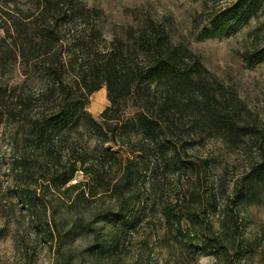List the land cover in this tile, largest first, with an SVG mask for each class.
<instances>
[{"label":"rangeland","instance_id":"1","mask_svg":"<svg viewBox=\"0 0 264 264\" xmlns=\"http://www.w3.org/2000/svg\"><path fill=\"white\" fill-rule=\"evenodd\" d=\"M17 1L3 7L11 18L35 13L34 0ZM82 1L100 10L98 26L103 38L97 42L102 49L114 37L126 40L128 27L144 18L164 24L171 39L198 55L204 68L225 89V96L234 99L239 124L245 130L236 144L207 133L201 137L192 132L184 135V141L191 144L177 148L183 160L193 163L194 170L174 168L165 174L160 172L156 179L146 176L139 182L138 198L129 203L130 213L137 214L139 221L119 237L116 248L100 253L118 233L117 227L102 220L105 213L118 210L122 204L111 187L119 179L121 163L129 151L141 146L137 145L140 136L128 139L120 134L103 144L89 130L73 132L62 138L57 162L42 158L39 149L26 148L27 120L43 110L38 96L47 82L27 69L22 57L15 60L8 52L5 47L16 41L15 36L9 35L0 21V54L7 53L2 54L7 57L5 65L0 63V86L10 95L5 107L0 99V264H223L224 256L214 259L178 234L177 228L183 233L191 229L192 222L201 225L207 237L217 238L229 255L236 247L247 248L242 264H264V184L242 204L232 202L234 189L264 154V62L250 69L243 60L264 45V5L234 35L197 41L195 27L207 23L234 0ZM66 80L70 82V77ZM19 97L30 101L29 108L17 115L20 105L16 104V111L8 113ZM108 103L103 86L90 95L86 109L100 121L99 115ZM135 111L133 99H129L124 117H131ZM189 123L185 119L187 129ZM101 145L115 151L116 162L103 157ZM74 150L85 153L86 163L76 162L79 169L68 185L80 183V189L56 188L45 179L55 167L68 170L75 160ZM157 161L159 165L161 160ZM21 192L35 197L37 207L26 208ZM166 207L182 211L179 226L166 223ZM47 229L54 239H49Z\"/></svg>","mask_w":264,"mask_h":264},{"label":"trees","instance_id":"2","mask_svg":"<svg viewBox=\"0 0 264 264\" xmlns=\"http://www.w3.org/2000/svg\"><path fill=\"white\" fill-rule=\"evenodd\" d=\"M17 2L0 0V21L16 40L5 48L10 49L8 52L13 53L15 60L22 57L25 67L47 82L38 96L44 108L34 119L27 120V145L24 146L39 149L43 152L42 158L57 162L62 138L73 132L89 130L103 144L120 134L128 139L132 135L134 139L140 136L137 145L141 146L129 151V156L121 163V175L111 187L122 204L118 210L102 217L117 227L118 232L112 244L100 249V253L108 252L117 247L119 237L131 224L139 221L137 214L130 213L129 206L130 199L138 198L139 182L146 176L156 179L160 172L165 174L174 168L184 172L194 170L193 163L183 160L177 148V145L191 144L184 141V135L192 132L201 137L207 133L232 144L240 140L245 127L239 124L237 105L233 98L225 96V89L204 68L200 57L188 46L174 42L167 27L150 17L128 27L126 40L114 37L109 46L102 49L97 42L103 38L98 26L99 9L87 6L82 0H34L33 15L11 18L3 7ZM263 5L264 0H234L207 23L195 27L194 38L197 41L228 38L256 17ZM2 54L7 56V53L0 54V63L4 66L7 57ZM243 60L250 69L263 63L264 45L246 54ZM67 76L71 83L66 80ZM103 86L109 103L100 113V121H96L86 108L90 95ZM4 90L0 86V99L5 107L10 95ZM129 99H133L136 111L125 118L123 111ZM16 104L20 105L16 113L19 115L29 108L30 101L19 97L8 113L16 111ZM185 119L190 120L189 129ZM101 151L105 159L116 162L111 147L101 145ZM73 154L75 160L68 170L55 167L45 180L56 188L80 189V183H68L79 169L76 162L85 164L86 155L75 150ZM158 158L161 163L156 165ZM262 184L264 154L243 177L240 187L234 189L232 202L240 205L249 200ZM79 192L84 195L83 190ZM20 199L28 209L37 207L35 197L21 192ZM34 214L39 218L37 212ZM45 214L44 211L42 215ZM163 215L170 226H179L184 216L173 207H166ZM190 226L191 229L183 233L177 228L189 245L217 260L224 256L223 264H242L247 248L233 247L235 251L229 255L217 238L202 233L201 225L192 222ZM47 235L50 240L54 239L49 229Z\"/></svg>","mask_w":264,"mask_h":264}]
</instances>
